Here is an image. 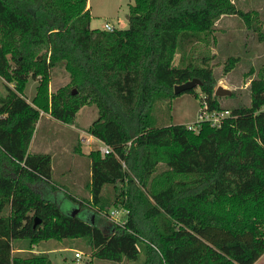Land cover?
I'll list each match as a JSON object with an SVG mask.
<instances>
[{
	"label": "trees",
	"instance_id": "16d2710c",
	"mask_svg": "<svg viewBox=\"0 0 264 264\" xmlns=\"http://www.w3.org/2000/svg\"><path fill=\"white\" fill-rule=\"evenodd\" d=\"M226 14L258 29V11L233 0H134L129 26L113 30L91 27L88 0H0V264H53L47 253H13L16 242L32 250L80 237L93 257L115 262L143 252L142 264H255L264 254V71L251 80L250 105L220 126L158 124L154 114L194 77L206 109L224 110L209 56L186 54ZM59 64L70 80L52 92ZM30 78L38 81L31 102ZM85 104L98 108L89 133L113 148L88 154L94 220L44 198L35 185L57 189L52 155L29 150L41 111L73 124ZM111 205L128 212L106 233L97 216Z\"/></svg>",
	"mask_w": 264,
	"mask_h": 264
},
{
	"label": "rangeland",
	"instance_id": "374dc122",
	"mask_svg": "<svg viewBox=\"0 0 264 264\" xmlns=\"http://www.w3.org/2000/svg\"><path fill=\"white\" fill-rule=\"evenodd\" d=\"M91 7V27L105 29V24L109 23L113 28H126L129 26L130 4L134 0H88ZM237 7L249 11L257 10L259 13L258 29H251L247 26L244 19L238 14H226L220 17L215 24V29L209 37L198 41L189 47L187 56L194 59L201 55H208L207 64L213 69L217 78V86L222 85L231 91L230 94L221 96V104L224 109H233L238 105L248 106L251 103V80L264 71V0H233ZM261 32V33H260ZM181 53L178 52L175 58V64L179 63ZM229 58H236L232 67L227 70L226 64ZM70 80L69 72L64 65L56 66L51 72L50 91L54 92L59 87L65 85ZM38 81L30 78L25 88V94L28 97L33 96L37 90ZM13 86V85H12ZM195 89L200 93L196 96L194 93L183 92L172 98L163 100L154 108V114L158 124H186L194 125L201 120L200 113L203 104L201 99L200 86ZM6 81L0 79V94L6 95ZM45 116V114H44ZM49 116V115H48ZM98 117V108L95 104H85L76 113L74 126L62 122L51 116L50 126L43 125L39 128L38 137L44 136L47 141V149L53 151L65 152V158L68 164L77 161V167L81 171V182H86L89 177L88 159L76 160L81 156L80 147L83 137L87 138L84 144L89 145V127ZM49 124V123H48ZM65 126V127H64ZM130 143V142H129ZM101 143L92 141L90 149H99ZM65 146V147H64ZM35 150V145L33 146ZM59 151V152H60ZM62 154V153H61ZM55 173L53 182L57 184L56 190L48 185L39 188L46 199L58 200L62 208L65 209L72 205V200L67 194H75L78 199H82L86 206H90L91 199L88 195V188L79 189L71 183L67 176L68 170L72 172L75 168L66 169L62 164L54 161ZM165 166L161 164V169ZM73 171V172H74ZM111 188V187H110ZM64 189V190H63ZM66 189V191H65ZM74 196V195H73ZM114 205L109 206L108 213L117 209ZM107 212H101L97 216V221L106 233L118 225L116 220L108 216ZM127 214V213H126ZM125 213L120 212L119 217ZM95 217V214H94ZM28 245V240H24ZM53 244L57 248L51 252L49 257L53 264H142L145 256L141 252L137 260L124 259L121 262H115L108 259H101L92 256V246L88 239L84 237L75 239H53ZM76 251L82 253L81 257H76ZM255 264H264V254L255 262Z\"/></svg>",
	"mask_w": 264,
	"mask_h": 264
},
{
	"label": "crops",
	"instance_id": "0c3cea01",
	"mask_svg": "<svg viewBox=\"0 0 264 264\" xmlns=\"http://www.w3.org/2000/svg\"><path fill=\"white\" fill-rule=\"evenodd\" d=\"M88 7H89V1H88ZM91 8V7H90ZM3 81H4V79H3ZM6 85H7V83H6ZM11 86L13 85V84H10ZM35 95V94H34ZM34 95L33 96H31V97H28V96H26V94H25V97H26V99L29 101V102H31L32 101V99H33V97H34ZM44 114H45V116H44ZM49 115V116H48ZM51 114H49V113H47V112H44V111H41V116H40V118H39V120H38V122H37V124H36V129H35V133H34V136H33V138H32V141H31V144H30V151L31 152H45V153H50L51 155H52V159H53V162H52V168H53V175H54V173H55V166H54V161H55V159L57 158V163L58 164H62L66 169H69V168H75V167H77V161H75L73 164H68V161H67V159L65 158V152H61L60 150V152L59 151H53L52 149H47V145H46V143H47V141H45V137L44 136H41V137H38L37 136V133L39 132V128L41 127V126H45V125H47V126H50V124L52 123V121H51ZM49 123V124H48ZM65 127V126H64ZM72 127H74L75 128V130L74 131H78L79 130V128L78 127H76V126H74V124H72ZM89 136L91 137L90 139H89V145H86V144H84L86 141L84 140V141H82L81 142V144H80V147H82L83 149L81 150L80 149V152H81V156H79L76 160H80V159H85V158H87L88 159V165H89V168H90V170H89V177H88V179L86 180V182L88 183L89 181H90V179H91V160H90V158L88 157V154H89V152L91 151V150H93V148L92 149H90V143L92 142V141H95V142H100L101 143V145L99 146V147H101V146H103V145H105L106 143H104L103 141H101L100 139H98V138H96L94 135H92V134H90L89 133ZM87 137V136H86ZM35 145V150H33V146ZM65 147V146H64ZM62 153V154H61ZM76 170L73 172H70V170H68V172H67V176H69L68 178L71 180V183L73 184V185H76L77 186V188H78V190L79 189H85V185L87 184V183H85V181L84 182H81V180H83L82 178H81V171H80V169L77 167V168H75ZM44 185H48L46 182H39L38 184H36L35 185V187H36V189H38L39 190V188H41V187H43ZM49 186V185H48ZM58 189V188H57ZM64 190V189H63ZM40 191V190H39ZM65 191H66V189H65ZM42 194V193H41ZM75 197H77L75 194H73ZM88 195H89V197H91V194H90V192H88ZM56 202H58L59 203V205L61 206V208H62V205H61V202H59V199L58 200H55ZM76 208H79V212H78V214L79 213H81V214H83L84 216H86L87 218L88 217H90L92 220H94V214L93 213H90V209L87 207V209H83L82 210V208H81V206L78 204V203H76V202H74V201H72V205H70L69 207H66L65 209H63L65 212H74V210H76ZM114 229V228H113ZM51 241H53V239H49V240H43V241H41V242H39L37 245H35L34 246V249H32V250H29V249H27L26 248V245H25V241H18V242H16L17 244L15 245V248L13 249V253H18V252H30V251H32V252H35V253H47L48 255L51 253V252H54V251H56L57 250V248L55 247V244H53V242H51Z\"/></svg>",
	"mask_w": 264,
	"mask_h": 264
},
{
	"label": "built area",
	"instance_id": "2783aa9c",
	"mask_svg": "<svg viewBox=\"0 0 264 264\" xmlns=\"http://www.w3.org/2000/svg\"><path fill=\"white\" fill-rule=\"evenodd\" d=\"M105 28L108 30L114 29L109 23L105 24ZM201 112H202V113H200V116L202 117L201 120H207V121L211 122L212 125L220 126V125H222L224 119L230 115L231 110L224 109L221 111H217V110L209 111L206 109V105H203ZM189 126L191 127V125H189ZM82 140L83 141L87 140V138L83 137ZM99 150L101 151L102 154H107V153L113 152V148L108 144L101 146L99 148ZM120 212H123L126 215V213L128 211L123 207H119L117 209L110 211V213H108V216L115 219L116 223L118 225H122L126 221L125 215H123V217H121V218L119 217ZM75 255H76V257H81L82 253L80 251H76Z\"/></svg>",
	"mask_w": 264,
	"mask_h": 264
},
{
	"label": "water",
	"instance_id": "95a60500",
	"mask_svg": "<svg viewBox=\"0 0 264 264\" xmlns=\"http://www.w3.org/2000/svg\"><path fill=\"white\" fill-rule=\"evenodd\" d=\"M202 84V81L200 80V78H197V77H194L186 82H183L181 84H177L175 85V93L177 94H180L182 92H185V91H188L192 88H195L196 86H201ZM231 91L229 89H226L224 88L222 85H219L216 87V90H215V94L218 95V96H225V95H228L230 94ZM79 212V208H76V210H74V212H68L70 213L71 215H76L78 214ZM41 222V220L39 218L36 219V222L35 224Z\"/></svg>",
	"mask_w": 264,
	"mask_h": 264
}]
</instances>
